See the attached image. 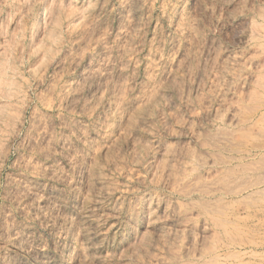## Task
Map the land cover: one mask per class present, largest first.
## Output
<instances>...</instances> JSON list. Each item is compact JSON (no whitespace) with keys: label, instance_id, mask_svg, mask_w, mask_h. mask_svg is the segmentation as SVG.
<instances>
[{"label":"rangeland","instance_id":"rangeland-1","mask_svg":"<svg viewBox=\"0 0 264 264\" xmlns=\"http://www.w3.org/2000/svg\"><path fill=\"white\" fill-rule=\"evenodd\" d=\"M0 264H264V0H0Z\"/></svg>","mask_w":264,"mask_h":264}]
</instances>
